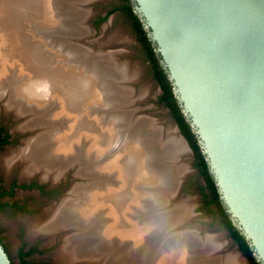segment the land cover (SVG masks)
<instances>
[{"label": "bare ground", "instance_id": "6f19581e", "mask_svg": "<svg viewBox=\"0 0 264 264\" xmlns=\"http://www.w3.org/2000/svg\"><path fill=\"white\" fill-rule=\"evenodd\" d=\"M55 1H57L58 5L56 8ZM84 1L87 0H26L29 16L31 13L37 12L38 16L41 17L39 19L41 21L40 24L45 26L46 29L53 28L57 31H60V29L76 30L77 25L73 19L81 16L82 12H76L75 10L78 8V2L84 3ZM70 8L74 9L72 11L74 14L72 15L70 14L71 11H69ZM7 19L8 17L6 18L5 15H0V26L3 28L1 31L4 32L5 37L8 39L11 37V33L8 30L9 27H7ZM41 39L47 40L49 42L48 46L55 45L56 47L49 46L46 49L41 45L27 48L18 46V49L14 51L19 57L23 58L24 63L25 61L28 62L29 66H26L30 67L34 73L41 64L40 72L43 76L47 75L57 79L56 81L61 84L60 91L57 93L59 97L58 103L56 106L53 100L46 103L44 100L47 98L43 99L42 94H39L40 92L33 91L35 87L32 86L28 91H25V85L20 84L17 87L16 96L11 93L8 101H6L8 105L5 106L8 112L11 111L16 116H21L25 114L26 109L31 105V99H38L39 101L35 107L51 106L57 118L60 119L59 122L61 124L58 125L55 131L47 130L38 139L35 138L37 140L27 143L26 147L28 148L23 147L17 151L15 150L16 153L13 151L14 153H10L9 156L5 155L4 158L0 156V166H3L2 168L7 171H11L18 163L23 167L22 176H28L37 170L46 174V176L49 174L56 176L58 175L57 172L62 174L64 168L69 165V161L73 159L75 152L84 143L87 149H85L86 152L83 157L85 161H90L91 167H88L83 172L90 177H96L97 175L98 179L100 178L102 181H96L95 187H89V189H85V187L83 189H80V187L79 189H74L75 195L81 197L82 199H78L82 201L78 199V201H74L73 197L68 199L63 197L58 202L60 206L57 208V214L54 212L56 215L54 217L51 216V218L48 215L49 220H45L46 222L48 221L47 223L45 221H35L29 224L30 231L32 233H48L52 237L58 230L61 232L62 229L73 226L74 232L72 231L70 235L68 234L55 251V258L58 264H74L81 258H83L82 261L88 264H117L119 260H127L133 252L137 255L139 264H144L145 262L147 264H186L188 262L189 264H195V258L197 259V264H202L198 255H202L203 252L193 250V246L206 244V249H210L213 246L215 247L214 240H205L203 242L199 238L196 239L197 236H193L191 232L175 235L173 233L175 225L183 219L181 216L183 210L181 208L163 215L153 214V216L151 214V208L156 205L154 203L161 206L165 205L163 199L166 198V194H168L170 186L175 181L179 169L177 170L175 169L177 167L173 168L169 164L165 165L166 167H160L162 171L153 169L152 175L147 173V163L151 155L155 166L160 165L157 161L160 163L165 158V153L159 148L154 150L148 148L146 151L145 148L143 149V145H146L144 125L147 123L142 121L146 124L140 125L137 129L135 128V132L131 135L132 138L130 140L127 139L128 146L126 141L121 146H118L119 140L112 141L113 137L115 138L113 125L117 124L118 132L122 136V123L126 122V119H128L126 115L128 114L123 109H120V113H112L116 109H107L103 112L99 111L100 116L97 113L95 114L96 109L94 108L96 106H105L106 95L110 91H116L117 88L120 89L119 96L123 101L125 100L122 96L125 93V89L121 85L123 82L118 80L121 78L132 79L136 74V69H131L128 65L116 61V53H101L102 55L95 61L93 59L84 61V59L80 61L82 65H76L77 68L79 67L85 73L90 71L89 75L85 76L80 71L74 70L73 67L65 66V60L76 56L79 49L71 47L69 43L64 44L59 39L53 38V40L50 36L48 39ZM51 40L52 42H50ZM7 48L6 45L2 47L0 68L3 63L2 58L10 57L11 55L12 50L9 52L6 50ZM79 51L82 56L86 54L82 49ZM103 64L109 65L110 71H107ZM7 71L9 70L3 69L1 71L5 72L0 75L1 88L7 86V79L4 78L8 76H6ZM106 76H109L108 80L114 84L116 89L111 85L108 89L101 88L99 82ZM54 99L56 100L57 97ZM95 100L97 101L94 104L93 101ZM87 102L91 106V113L89 114H86L83 108V105ZM100 107H98L99 110ZM63 113L72 116H69L71 117L69 122L66 119L62 120L65 117ZM42 116L41 118L36 116L38 124L43 121L46 122V115ZM35 121L36 119L32 120L30 125H35ZM21 127L25 129V123ZM171 140L174 143H169L170 146H174L175 151L180 150L182 147L181 143L173 137ZM99 156H104L105 159L100 164L95 165L94 161ZM173 156L167 157L172 159ZM48 158L52 160L47 161L46 159ZM116 171H119L121 176L115 174ZM142 174L144 175L142 176ZM145 178L148 186L152 182L157 184L164 181L162 182L164 184L162 190L164 189V191L161 194H156L148 188V192H141V185L135 192L130 189L132 183L137 182L138 179L145 180ZM150 179L151 182L149 181ZM93 182L95 181L93 180ZM120 183L123 184L122 191L118 194L120 198L119 204L116 202L109 203L110 194H113V192L108 191V188L114 190L113 185L119 186ZM98 184H100L99 187H97ZM77 196L74 197L77 198ZM50 212L48 211V213ZM76 228L79 229L76 230ZM118 248L121 249V253L112 252V249ZM220 258L216 259L211 256L208 259L209 263L206 264H243L239 257L233 255ZM136 264L138 263L136 262Z\"/></svg>", "mask_w": 264, "mask_h": 264}, {"label": "rangeland", "instance_id": "374dc122", "mask_svg": "<svg viewBox=\"0 0 264 264\" xmlns=\"http://www.w3.org/2000/svg\"><path fill=\"white\" fill-rule=\"evenodd\" d=\"M55 2L56 8L58 5L57 1ZM80 3L82 2H78L79 9L77 8L75 11L82 12V15L73 19L77 25L76 30L71 31L60 29V31H57L53 28L46 29L45 26L40 24L41 21L39 19L41 17L38 16L37 12L31 13L29 16L26 0H0V15H5L6 18L8 17L7 27H9L8 30L11 33V37L7 39L4 32L1 31L3 28L0 26V53L3 51V45L8 47L6 49L7 51L10 52L12 50L10 57L6 56L5 58H2L3 63L0 68V72L3 71V69L9 70L6 74V76H8L4 77L7 79V86L5 88L0 87V125H3L10 131L12 135V143L0 150V156L4 158L5 155L9 156L13 151L16 153L17 150L22 149L23 147L28 148L26 146L30 142L37 140L43 133L47 132V130H50L51 132L55 131L56 128H58V125L61 124V122H59L60 119L57 118V115L55 114V111L52 110L51 106L41 108L35 107L37 105L36 103L39 101L38 99L32 100L30 98L32 103L29 108L26 109L25 114L21 116H16L13 112H8L6 110L7 107L5 105H8L6 101H8L11 93L13 96H16V91L18 90L17 87L20 84L25 85V91H28L32 86L35 87L33 91L37 93L40 92L39 94H42L41 96L43 99L47 98L44 100L46 103L53 100V103L56 106L59 98L57 93L60 91L59 88L61 87V84L56 81L57 79L48 77L47 75L43 76L40 72L41 64L35 73L30 67H27L26 65L29 66L28 62L25 61L24 63L23 58L19 57L14 51L18 49V46L27 48L29 46L41 45L46 49L49 48V46L56 47L55 45L48 46L49 42L41 39H48L49 36L51 39H59L60 42L64 44L69 43L71 47L76 48L77 50L82 49V51H85L88 55L84 54L82 56L78 50L76 56L65 60V66L73 67L74 70L80 71L81 74L85 76H88L90 71L85 73L76 66L77 64L82 65V62H80L81 60L83 61L85 59L84 61H88V59H93L95 61L104 53H116V61L128 65L131 69H136L135 78H121L118 80L123 82L121 85L125 89H123L125 93L122 95L125 99L124 101L119 96L120 89H116L114 84L108 80L109 76L101 79L99 84L102 89H108L111 85L116 91H110L109 94L106 95V104H104V107L96 106L94 108L96 109L95 114L97 113V115L100 116L101 114L99 113L106 111L107 109H116L112 113H120V109H123L125 113L128 114L126 115L128 119H126V122L122 123V136L118 132L117 124L113 125L115 138L113 137L112 141L115 142V140H119L120 142L118 143V146H121L125 141L127 143V139L130 140L132 138V133L135 132L140 125L143 126L147 123L144 125V130L146 132V138L144 140L146 145H143V149L145 148L146 151L148 148L150 150L159 148L165 153V158L162 159L160 163L157 161V163L160 164L159 166L154 165L155 162L151 159L152 155L149 157L150 159H148L147 163L148 167L146 168L148 174L152 175L153 169L162 171L160 167H166L165 165L169 164L173 166V168L177 167L175 169H179L175 181L173 180L174 182L172 185H169L170 190L167 192L168 194H166V198L163 199L165 205L163 204V206H161L154 203L156 205L151 208V214L163 215L167 212L176 211L178 208H181L183 210L181 214L183 219L181 222L176 223V227L173 230L175 235L191 232L193 236H197L196 239L199 238V240H203V242L205 240H214L215 247L213 246V248L210 249H206V244L193 246V250H198L201 253L203 252L202 255H198L200 263H209L208 259L211 256L217 259L219 257L222 258L228 255H233L239 257L243 264H251L246 254L240 248L238 242L226 228L218 208L215 205L208 208L205 204V195L207 194L211 196V192L205 184L206 181L200 169L197 167L191 144H186L185 141H183L178 133L175 118L170 108L161 100V95L163 93L162 86L155 76L152 63L148 59L147 50L138 37L134 22L126 12L121 11L120 9V7L125 4V0H87L82 4ZM73 10V8L69 9L71 15L74 14L72 13ZM50 42H52V40ZM103 66L107 71H110L109 65L106 66L103 64ZM4 73L5 72H1L0 75ZM55 97H57L56 100L54 99ZM96 101L97 100L93 101V103ZM90 107V103L88 102L83 105L86 114L91 113ZM98 107H100V110ZM53 108L55 109V107ZM35 114L37 118L46 115V122L43 121L38 124L37 118L34 116ZM63 115L65 117H63L62 120L66 119L67 122L71 120V115H66V113H63ZM35 119L36 121L33 127L30 125V122ZM142 121L146 123H143ZM24 123L25 129L21 127ZM172 137L181 143L182 147L180 150L175 151L174 146H170V144L174 143V141L171 140ZM128 145L129 143H127V146ZM85 149H87L86 144H81L79 150L75 152L73 159L70 160L71 162L69 161V165L64 168L62 174L57 172L59 176L56 174V176L52 174L46 176V174L38 170L28 176H22L23 167L21 164L17 163L11 171H7L5 168H2L3 166H0V181L7 184L12 180H17L19 182L38 181L46 186L60 187L59 191L54 193L49 199L46 197L41 198L35 191H23L19 189L16 193V198L18 200H29L35 205L34 209L29 214H22L10 210L0 211V231L15 264H20L17 252L18 248L24 242L25 244L31 243L40 246L41 252L34 256L36 262L46 261L47 264H58L55 258V251L61 245L63 239L68 236V234L70 235L72 231L74 232L73 226L64 228L61 232L58 230L59 232L57 231L54 236L50 237L48 233L44 232L32 233L29 229V224H32L35 221L44 222L45 220H49L47 217L48 215L50 218L51 216L54 217L58 212L56 203L61 197L67 199L73 197L74 201H82L80 200L82 198L75 195L76 193L73 190L79 189V187L80 189H83L84 187L85 189H89V187H93L94 184L100 180L97 175L96 177H90L83 172L88 169V167H91L90 161H85L83 157L86 152ZM170 155H174L172 158L173 161L171 158L167 157ZM50 159L51 158H48L46 160L51 161L52 159ZM104 159V156H99L94 161V164L98 165L103 162ZM163 162L164 164H162ZM115 174L121 176L119 171H116ZM143 175L144 174H142V176ZM93 180L95 182H93ZM101 181L102 180H100V182ZM149 181L151 182V179ZM162 182H158L157 184L152 182L151 185L148 186L146 178L145 180L138 179L137 182L132 183L130 189L135 192L141 185V192H148L147 189L149 188L150 190H153L154 193L161 194L164 191V189L162 190V188H164ZM123 183H120L121 186L120 184L119 186L113 185L116 190L108 188V191L113 192V194H110L109 203L116 202L119 204L118 202L120 201V198L118 194L122 191L121 188ZM99 186L100 184L97 185V187ZM68 191H70V196L65 195ZM74 196H77V198ZM62 198L59 201H61ZM47 210L51 212L48 213ZM47 222L45 221V223ZM78 229L79 228H76V230ZM119 249L120 248L112 249V252L117 251L121 253V249ZM135 255L136 254L133 252L127 260H119V263L117 264H136V262L139 264L138 257ZM82 259L83 258L80 259L81 261L78 259L79 261L74 264H88L82 261ZM194 262L197 264L196 258L194 259ZM144 264H147V262ZM186 264H189V262Z\"/></svg>", "mask_w": 264, "mask_h": 264}, {"label": "water", "instance_id": "95a60500", "mask_svg": "<svg viewBox=\"0 0 264 264\" xmlns=\"http://www.w3.org/2000/svg\"><path fill=\"white\" fill-rule=\"evenodd\" d=\"M135 2L221 198L264 264V0ZM0 264H13L1 241Z\"/></svg>", "mask_w": 264, "mask_h": 264}, {"label": "trees", "instance_id": "16d2710c", "mask_svg": "<svg viewBox=\"0 0 264 264\" xmlns=\"http://www.w3.org/2000/svg\"><path fill=\"white\" fill-rule=\"evenodd\" d=\"M124 8L130 13L131 18L134 21L138 37L147 50L148 58L152 63L155 76L162 86L163 93L161 95V100L164 101L170 108L174 118L182 130V133L195 150L197 166L206 176V186L211 192V196L207 194L205 195L206 206L209 208L210 206L215 205L218 208L225 226L229 229L233 238L239 243L240 248L249 258L251 264H261L260 261H258L253 255V249L241 229L234 224L231 214L229 213L223 202V199L221 198L215 178L206 159V155L201 150L200 144L198 143V137L193 131L190 122L183 113L182 106L174 92L172 82L169 79L167 69L161 63L160 54L155 51L156 45L149 35L148 30L145 28L144 22L139 15L134 14L131 11L129 5L125 6ZM5 143H8V136L2 137V130L0 129V145Z\"/></svg>", "mask_w": 264, "mask_h": 264}, {"label": "flooded vegetation", "instance_id": "af4514ba", "mask_svg": "<svg viewBox=\"0 0 264 264\" xmlns=\"http://www.w3.org/2000/svg\"><path fill=\"white\" fill-rule=\"evenodd\" d=\"M127 5H129V7L131 8V11L134 14L139 15V13L136 10L135 0H125V4L120 7L121 11L126 12L129 15V17L131 18L130 13L124 8ZM131 20H133V19L131 18ZM155 51H157V50L155 49ZM0 129L2 130V137L8 136V143L1 144L0 145V150H1V149L5 148L6 146H8L12 143V135H11L10 131L8 129H6L3 125H0ZM197 137H198V135H197ZM198 143H199V138H198ZM200 147H201V145H200ZM192 149H193V147H192ZM201 150H202V148H201ZM193 152L195 155L194 149H193ZM195 161H196V157H195ZM201 173H202V171H201ZM202 175L206 181V176L203 173H202ZM205 184H207V183L205 182ZM59 188L60 187H56V186H54V187L46 186L43 183L38 182V181H26V182L22 181V182H19L17 180H12L8 184L0 181V211L10 210V211L19 212L22 214H29L32 212L35 205L31 201H29V200H18L16 198V193L19 189H21L23 191H35L41 198L46 197L47 199H49L54 193L59 191ZM61 188H63V187H61ZM59 200H58V202H59ZM58 202L56 203L57 208H58V206H60V204H58ZM228 231H229V229H228ZM0 241L3 244V247L6 250L9 258L12 261V263L15 264L10 253H9V250H8L4 240L2 238L1 231H0ZM40 252H41V248L39 245H35V244H31V243L25 244V242L22 243L21 246L18 248V252H17L19 260H20V264H47L46 261L36 262L34 260V256ZM253 255H254V252H253ZM248 260H249V258H248Z\"/></svg>", "mask_w": 264, "mask_h": 264}]
</instances>
